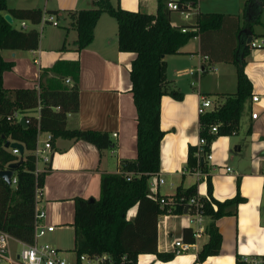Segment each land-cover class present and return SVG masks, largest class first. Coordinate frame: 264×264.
Masks as SVG:
<instances>
[{
	"label": "crops",
	"instance_id": "obj_1",
	"mask_svg": "<svg viewBox=\"0 0 264 264\" xmlns=\"http://www.w3.org/2000/svg\"><path fill=\"white\" fill-rule=\"evenodd\" d=\"M40 1L8 0V6L42 9L44 12L58 11L56 19L64 17L65 28L61 31L54 29V26H58L54 25L40 33L37 50L2 51V57L6 61L15 63L13 70L4 74V87L37 89L39 86L41 90V85L46 84L48 80L61 78L66 85L72 86L76 81L78 67L80 110L68 116L67 128L107 133L112 142L110 148L99 150L90 142L60 136L52 142V151L48 154L49 163L42 159L37 161L38 174L45 173V178L43 187L37 190L36 210L45 212L46 218L43 222L55 227L69 219L74 220L76 198L99 199L102 177L105 174L123 173V162L137 159V110L130 80L131 64L136 55L119 51L118 23L107 13L102 14L96 25L93 42L81 51L75 48L77 31L69 13L94 9L98 0H44L43 4H40ZM248 1L214 0V3H211L209 0H199L197 22L193 25L198 24L199 14L221 13L236 18L228 20L223 31L212 33L205 38L210 47L217 51V55L218 51L223 50L219 47L218 38L220 34L225 33L228 39L233 41L228 47H236L237 54L246 48L250 49L249 54L255 52L254 57L248 58L249 54L246 56L245 72L253 84V95L259 96V101L253 103L250 99L247 102L236 133L216 138L209 148L213 159H203L208 171L198 176L187 169V161L189 147H198L200 141V96H208L212 100L213 109H216L224 103L225 95L237 92L236 88V91L222 92L219 95L204 93L202 75L213 71L210 79L216 86L223 87V82L219 80L222 72L216 67H236V64L231 61H219L216 56H213L216 60L213 62L209 56L203 55L200 37L192 38L179 53L166 57L167 77L172 81L171 89L179 93L184 92L186 96L183 100H177L169 94L162 98L161 128L165 136L161 145V168L157 175L151 177L152 190H149L150 195L171 197L176 195L178 188L187 189L196 184L197 194L209 198V195L203 196L208 194V187L202 178L210 177L215 199L225 201L240 192L245 201L239 205L236 216H225L217 221L223 238L219 255L210 256L197 263L198 254L209 241V234L204 233L199 239H194V242L186 241V231L192 232L194 229V225L188 223L190 215L187 212H173L159 217V252H175V242L179 240L192 243L193 248L186 253L176 254L171 261H162L155 254H141L138 264H237L238 256L264 255V48L256 49L250 46L252 41L259 39L258 37H261V42L264 41V4L259 7L260 0H252L248 5ZM111 2L128 11L148 14L157 12V0ZM203 3L207 9L214 7L216 10H203ZM144 7L148 10L145 11ZM171 22L175 26L188 25L174 22L172 14ZM47 24L52 25L43 20L38 26L29 23L28 29L35 27L43 30ZM56 65H60L58 71H54ZM201 67L205 69L203 73L190 74ZM218 72L221 75H218ZM182 75L190 77V87L182 86ZM68 80L70 82H67ZM227 82L229 85L233 83L238 86L237 67L235 80L233 81L231 75ZM253 112L258 113L256 119L252 117ZM29 115L39 117V109L29 112ZM46 138L47 132L40 133L38 147H44ZM228 168L231 171H228ZM160 178L164 179V183H159ZM136 211L137 208H133L128 213V219H132ZM209 223L210 219L207 217L206 225ZM74 240L76 247V232Z\"/></svg>",
	"mask_w": 264,
	"mask_h": 264
},
{
	"label": "trees",
	"instance_id": "obj_2",
	"mask_svg": "<svg viewBox=\"0 0 264 264\" xmlns=\"http://www.w3.org/2000/svg\"><path fill=\"white\" fill-rule=\"evenodd\" d=\"M169 0H157L156 14L128 11L113 6L110 0H98L94 9L70 12L77 31L75 48L81 51L94 40L96 25L107 13L118 23V46L123 53H134L131 64L130 80L132 94L137 110V159L123 162V173L105 174L102 177L99 199L78 197L75 199L74 227L76 232L77 254L90 256L109 254L115 264H138L141 254H155L162 261H171L176 253H161L158 250L159 217L165 214L158 199L149 193V180L157 175L161 168V145L165 132L161 128L162 98L169 94L177 100L184 96L171 89L172 81L167 77L166 57L180 52L192 38L200 37L202 54L215 62H233L237 67V92L225 95L223 104L204 115H200V136L210 148L211 142L218 136L233 135L239 130L242 115L247 102L252 99L253 84L245 72L246 56L250 49L236 53V47L230 49L233 42L227 34H220L219 47L212 49L207 36L223 31L233 16L221 13L199 14L198 24L175 26L171 22L172 10ZM252 0L248 1V5ZM259 7L264 4L260 0ZM9 12L15 21H26L38 26L44 13L57 15L58 11L42 9L10 8L8 0H0V171L6 170L12 163L22 160L14 170L13 180L8 183L0 176V231L15 239L32 244L35 238V213L37 190L44 185L45 173L37 172V148L40 133H51L54 139L84 140L94 144L99 150L112 145L107 133L98 131L69 130L68 116L80 110V90L78 85L79 68L75 74V83L66 85L61 79H50L35 88L6 89L4 74L14 68L13 61L2 57L4 50H37L40 44V32L37 28L23 29L9 24L4 16ZM259 17L257 18V22ZM186 27L187 32L182 29ZM251 46V45H250ZM264 48V46L262 47ZM211 61V62H212ZM60 65L54 67L58 71ZM39 109V117L29 112ZM22 115L27 125L23 126L14 114ZM11 117V118H10ZM217 126V133H211V127ZM10 141L24 145L23 154L15 155L6 148ZM204 154L199 156L198 147L188 150L187 169L190 172L200 170L207 173L206 163H202ZM133 174L131 180L127 175ZM209 201L205 214L210 219L207 225L209 241L198 254L197 263L210 256L219 255L222 248V234L217 221L225 216H236L241 203L245 201L238 192L234 197L218 201L213 197V184L207 178ZM197 185L187 189L178 188L175 195L182 205L177 206L174 214L185 211L184 204L197 195ZM183 200V201H181ZM137 208L132 219L128 213ZM81 232H78V231ZM185 240L194 242L191 230L185 233Z\"/></svg>",
	"mask_w": 264,
	"mask_h": 264
},
{
	"label": "built area",
	"instance_id": "obj_3",
	"mask_svg": "<svg viewBox=\"0 0 264 264\" xmlns=\"http://www.w3.org/2000/svg\"><path fill=\"white\" fill-rule=\"evenodd\" d=\"M199 0H169L168 7L172 11H177L185 19H189L191 14L195 12L198 8ZM43 22H49L53 25H58L56 22V16L51 14H46L43 16ZM20 27L23 29H28L29 23L26 21H22L20 23ZM183 32H187L188 29L184 27L182 29ZM252 48L261 49L264 46V41L257 43L256 41H252L250 43ZM208 57H204L207 59ZM205 69L201 67L198 71H191V75L195 73H203ZM67 82H70L69 80ZM37 90L40 91L39 86ZM259 96L255 95L252 97V102L257 103L259 101ZM213 110L212 100L205 95L200 96L198 113L199 115H204L209 111ZM252 117L256 119L258 117V113L253 112ZM11 118V117H10ZM22 115L18 113L14 114V119H18L20 121ZM217 126L211 127V133H217ZM54 137L51 133H47V138L44 141V147L40 148L37 145L36 148V157L37 161L42 159L44 162L49 163L50 157L49 152L52 151V142ZM38 144V142H37ZM208 144L207 140L203 137H200L198 152L199 156L204 154V158L208 160L213 159V155L210 151H205V146ZM12 153L15 155H19V149H12ZM228 171H231L228 168ZM38 172V171H37ZM198 176L203 175L200 170L195 171ZM133 174L130 173L127 175V179L131 180ZM16 183V179L12 181ZM159 183H164V179L160 178ZM38 194V193H37ZM159 200L161 209L165 210V214H172L177 206L182 205L179 200L176 199L175 196L171 197H159L155 195H151ZM183 201V200H181ZM209 198L201 197L200 195H195L185 202L184 207L185 211L189 213L192 223L194 225V229L192 230V235L195 240L199 239L204 233L207 232L206 225V214H205V206L208 203ZM46 218V213L43 211L36 210L35 213V238L32 244H27L22 241H19L9 235L6 232L0 231V264H115L113 259L109 254H100L90 256L88 254H77L75 258H67L63 256V252L58 248L52 246L49 243H41L40 239L45 237L48 233L53 232L55 227L52 225H46L43 220ZM12 242L19 245V250L14 249ZM192 243L184 242L183 240H179L175 242L176 254H182L190 251L193 248ZM237 264H264V255H243L238 256Z\"/></svg>",
	"mask_w": 264,
	"mask_h": 264
},
{
	"label": "rangeland",
	"instance_id": "obj_4",
	"mask_svg": "<svg viewBox=\"0 0 264 264\" xmlns=\"http://www.w3.org/2000/svg\"><path fill=\"white\" fill-rule=\"evenodd\" d=\"M16 1L17 0H14V2H16ZM210 1H211V3H214V0H209V2ZM43 2H44V0H41L40 4H43ZM203 2H204V0H203ZM223 3H225V2H223ZM203 5H204L203 6V10H212L214 8V7L213 8L209 7L210 9H207L208 7H206L204 3H203ZM40 6L43 7V5H40ZM113 6H115V5H113ZM199 6L201 7V5H199ZM144 10L147 11L148 9L146 7H144ZM213 10H216V9H213ZM150 11H151V7L149 8V12ZM196 12H198V8L195 10L194 13L191 14L189 19H185L183 17V15H181L179 12L173 11L172 12V18H173L174 22H176V23H181L182 22L184 24L193 25V24H195L197 22ZM203 12H205V11H203ZM153 13H155V10L153 11ZM64 20H65L64 17H61L59 20L56 19V22H57L58 26H54L53 24L52 25L47 24V25L44 26L43 30L39 29V32L42 33L43 31H46L47 29H50L49 27H52V26H54V29H60L61 31H63L64 28H65L64 27L65 26V21ZM15 25H16V27H20L19 21H16ZM258 38L259 39H256L255 41L257 43H260L261 42V39H260L261 37H258ZM254 53L255 52L252 51V53L248 55V58L254 57ZM216 68L220 69L221 72H222V75L220 74V72H218L219 73L218 75H221L219 77V80L221 82H223V84H224L223 87H218V86L215 85V82L210 79L212 77L213 71H208V72H205L202 75L203 76L202 79L204 80L203 85H202V92H204V93H212V95H219L222 92H233V91H236V88H237L236 85L233 84V83H232L233 85L232 84L229 85L228 82H227V80L230 79L231 75L233 76V81L235 80L236 67L234 65H227V66H224V68H221L218 65ZM231 72H232V74H231ZM181 83H182V86H189L190 87L191 86L190 77L182 75ZM180 93L185 98L186 94L184 92L183 93L180 92ZM228 136H232V135H228ZM218 137H220V136H218ZM215 140H216V138L211 142L210 147H211V145L213 144V142ZM210 153L212 154L211 150H210ZM207 178L208 177H203L202 179H205V182L207 183ZM152 181H153V178H151V180H149V190L150 191L152 190V187H151ZM207 187H208V184H207ZM203 196H208V194L206 193ZM69 220L68 221H64L63 223L57 224L55 226L56 230L53 233H48L45 237L40 239V242L41 243H49V244H51L52 246H54V247L58 248L60 251H62L63 252V256L73 259L77 255L76 247H75V240H74L75 227L72 224V222L74 220L73 219H69ZM188 223L191 226L193 225L191 217H188ZM78 232H81V231L79 230ZM12 245H13L14 248H17V250H19L20 246L15 244V242H12Z\"/></svg>",
	"mask_w": 264,
	"mask_h": 264
},
{
	"label": "water",
	"instance_id": "obj_5",
	"mask_svg": "<svg viewBox=\"0 0 264 264\" xmlns=\"http://www.w3.org/2000/svg\"><path fill=\"white\" fill-rule=\"evenodd\" d=\"M5 20L13 25L14 24V18L11 14L7 13L5 14L4 16ZM249 41L251 42L252 41V37L249 39ZM20 123L23 125V126H26L27 125V121L25 118H22L20 120ZM6 148H12V149H19V152L20 154H23L24 151H25V148H24V145H22L21 143H18V142H13L11 143L10 141H8L6 143ZM201 162L203 163L204 160L202 159ZM22 163V160H20L19 162L17 163H12L8 166V168L6 170H3V171H0V176L8 183H11L12 182V178L14 176V170L20 166Z\"/></svg>",
	"mask_w": 264,
	"mask_h": 264
}]
</instances>
